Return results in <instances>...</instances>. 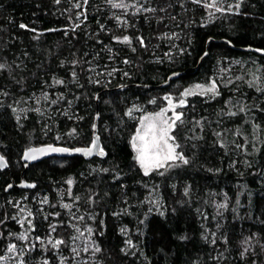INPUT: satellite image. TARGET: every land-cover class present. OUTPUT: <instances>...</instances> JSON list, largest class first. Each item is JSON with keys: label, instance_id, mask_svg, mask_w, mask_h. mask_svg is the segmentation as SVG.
<instances>
[{"label": "trees", "instance_id": "1", "mask_svg": "<svg viewBox=\"0 0 264 264\" xmlns=\"http://www.w3.org/2000/svg\"><path fill=\"white\" fill-rule=\"evenodd\" d=\"M244 47L264 51V0H0V258L264 264V54ZM209 79L177 102V158L145 174L135 114ZM96 110L98 152L24 168L29 146H90Z\"/></svg>", "mask_w": 264, "mask_h": 264}, {"label": "snow or ice", "instance_id": "2", "mask_svg": "<svg viewBox=\"0 0 264 264\" xmlns=\"http://www.w3.org/2000/svg\"><path fill=\"white\" fill-rule=\"evenodd\" d=\"M113 7L120 8L125 7L123 4H113ZM207 7H213V5H207ZM24 27V25H21ZM128 37H124V41H128ZM3 67V65H0ZM197 89H202L208 92H215V85L213 84L211 87L207 89H203L202 85H196ZM192 94L191 91L186 90L183 95L187 96ZM170 107L171 101L169 100ZM183 103V101H181ZM166 110L162 109L161 112L153 115H148L142 118L141 121V129L137 131V135L133 137L132 146L135 149L137 155L136 160L140 164V166L145 170V174L151 171L154 168L163 167L165 161L175 160L177 156L175 155V148L172 144L169 143L171 139H173L169 133L171 128L173 127L175 120H179L180 116L176 115L175 120L171 123L164 119V112ZM50 147V146H49ZM52 151H67L66 149H51ZM42 150L35 149L30 150L29 153H26L27 159H34L35 156L32 154L34 152H40ZM77 151H81L78 149ZM85 151H91L90 149ZM182 159V157H181ZM187 163V161H185ZM2 166V165H0ZM71 184V180L68 181ZM67 207V205H65ZM21 238H24L21 236ZM62 243V241H57V244ZM13 246L9 247V250H12Z\"/></svg>", "mask_w": 264, "mask_h": 264}, {"label": "rangeland", "instance_id": "3", "mask_svg": "<svg viewBox=\"0 0 264 264\" xmlns=\"http://www.w3.org/2000/svg\"><path fill=\"white\" fill-rule=\"evenodd\" d=\"M219 4H220L219 1H217L216 2V6L219 5ZM214 83L215 82L212 81L211 79H209L207 81H195V82L191 83L190 85H186L185 87L181 88L180 91L177 92L178 93L177 96L172 95L171 93H169L168 96H166V99L164 100V104L157 105V107H153L152 109H147V110L142 111L139 114H135L136 127H135V130L133 131L132 136H131V146H132V143H133V137L137 135V131L140 130L141 127H142L141 121H142L143 117L148 116L150 114L154 116L156 113H159V112H161L162 109H164V110H166L164 112V119H167L171 123L172 121H174L175 116L178 115V113H177V111L175 109L176 105L178 104L177 102H180V100L184 96L183 93L186 90L191 91V93H194V92H207V91H204L202 89H197L195 86L196 85H202L203 89H207V88L211 87ZM169 100L171 101V105H172L171 107H170ZM171 130H172V128H171ZM171 130H170L169 135L172 137ZM169 143L174 146V143L172 142V139L169 141ZM132 148H133V146H132ZM174 148H175V146H174ZM133 150H134V155H135V159H136L137 153H136L134 148H133ZM175 155L177 156L176 151H175ZM167 162L168 161H165L164 165ZM137 163H138V161H137ZM73 232L74 233H73V235L70 238L71 245H73V247L76 246L78 248H81L83 250V252L87 253L88 252V248L91 246V237H90V228H89V226H85V229H83L80 226V224H76L74 226V231ZM10 246H13L11 251L9 250ZM9 247L7 248L5 253L1 256L0 264H22V259H21V255H20V252H19L18 245L16 243H12V244L9 245Z\"/></svg>", "mask_w": 264, "mask_h": 264}, {"label": "water", "instance_id": "4", "mask_svg": "<svg viewBox=\"0 0 264 264\" xmlns=\"http://www.w3.org/2000/svg\"><path fill=\"white\" fill-rule=\"evenodd\" d=\"M242 49L253 50V51H256L258 53L264 54V51H262V49L255 48V47H244ZM177 75H178V73L170 74L168 80L163 84L168 83L170 78L177 76ZM96 98H97V96H96ZM97 118H98V110H96V113H95V118H94V123H93V143L90 146H88V147H77L74 149L68 148L66 146L55 145V144H47V145H41V146H29L26 149H24V151L22 152V155H21V160L24 162V168H26L30 163L38 160L40 157L47 156V155L53 154V153L60 154V155L80 154L83 156H90V155L98 152V150L100 149V140H99V136L97 134ZM50 148L51 149H66L67 151H52V150H50ZM35 149H40L42 151L32 153L35 156L34 159H27L26 153H29L30 150H35ZM78 149H80L81 151H77ZM88 149H90L91 151H85ZM0 165H2L0 167L7 166V162L2 155H0ZM17 186L27 188V187L31 186V183L29 181H26L23 177H21V181L17 184Z\"/></svg>", "mask_w": 264, "mask_h": 264}]
</instances>
